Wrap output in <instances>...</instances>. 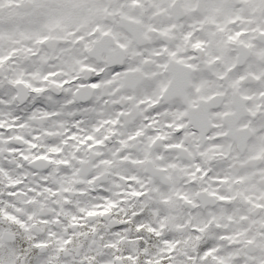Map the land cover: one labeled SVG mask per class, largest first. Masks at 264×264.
Instances as JSON below:
<instances>
[{"label": "snow or ice", "instance_id": "obj_1", "mask_svg": "<svg viewBox=\"0 0 264 264\" xmlns=\"http://www.w3.org/2000/svg\"><path fill=\"white\" fill-rule=\"evenodd\" d=\"M0 264H264V0H0Z\"/></svg>", "mask_w": 264, "mask_h": 264}]
</instances>
